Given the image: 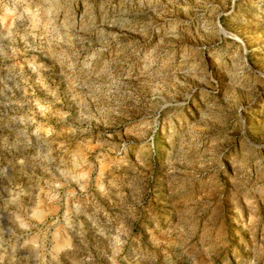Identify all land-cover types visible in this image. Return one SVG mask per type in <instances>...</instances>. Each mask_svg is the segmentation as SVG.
I'll return each mask as SVG.
<instances>
[{
  "label": "rangeland",
  "instance_id": "1",
  "mask_svg": "<svg viewBox=\"0 0 264 264\" xmlns=\"http://www.w3.org/2000/svg\"><path fill=\"white\" fill-rule=\"evenodd\" d=\"M0 264H264V0H0Z\"/></svg>",
  "mask_w": 264,
  "mask_h": 264
}]
</instances>
